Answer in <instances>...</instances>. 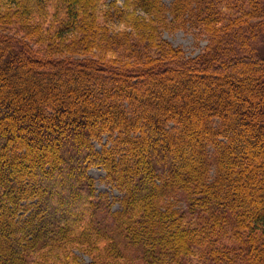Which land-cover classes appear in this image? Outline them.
Returning a JSON list of instances; mask_svg holds the SVG:
<instances>
[{
  "label": "trees",
  "instance_id": "16d2710c",
  "mask_svg": "<svg viewBox=\"0 0 264 264\" xmlns=\"http://www.w3.org/2000/svg\"><path fill=\"white\" fill-rule=\"evenodd\" d=\"M0 264H264V0H0Z\"/></svg>",
  "mask_w": 264,
  "mask_h": 264
},
{
  "label": "rangeland",
  "instance_id": "374dc122",
  "mask_svg": "<svg viewBox=\"0 0 264 264\" xmlns=\"http://www.w3.org/2000/svg\"><path fill=\"white\" fill-rule=\"evenodd\" d=\"M111 1V0H108ZM122 2L123 0H118ZM172 0H163L166 5H170ZM161 36L169 40L173 45L180 46L188 56H196L202 52V49L207 45V41L204 37H199L193 30L179 28L176 30L168 31L164 30L161 32ZM247 82V80H244ZM109 138L106 135L101 137V143L94 141L95 148L99 149L102 143H108ZM89 174L94 179L95 189L97 192H106L112 202V208H119V202L117 199L122 196V193L113 184L109 183L106 179L105 171L99 167H90L88 169ZM185 203L183 199H178L176 207L181 209L184 208ZM80 258L84 261H88L87 255L77 251Z\"/></svg>",
  "mask_w": 264,
  "mask_h": 264
}]
</instances>
